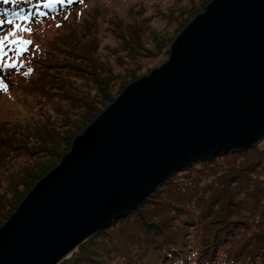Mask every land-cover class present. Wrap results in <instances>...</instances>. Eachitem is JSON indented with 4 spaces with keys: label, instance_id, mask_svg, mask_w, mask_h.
<instances>
[{
    "label": "water",
    "instance_id": "water-1",
    "mask_svg": "<svg viewBox=\"0 0 264 264\" xmlns=\"http://www.w3.org/2000/svg\"><path fill=\"white\" fill-rule=\"evenodd\" d=\"M0 227V264H59L195 161L264 137V0H211Z\"/></svg>",
    "mask_w": 264,
    "mask_h": 264
},
{
    "label": "rangeland",
    "instance_id": "rangeland-1",
    "mask_svg": "<svg viewBox=\"0 0 264 264\" xmlns=\"http://www.w3.org/2000/svg\"><path fill=\"white\" fill-rule=\"evenodd\" d=\"M210 1L83 0L47 17L30 18L26 27L32 31L17 34L31 43L19 56L13 51L14 46L5 49L7 55L3 62H14L15 67L0 76L7 86L0 85V134L3 138L9 136L10 146L0 156V227L34 185L58 166L72 141L126 86L146 77L168 60L166 53L170 45ZM12 27L6 23L0 36L6 35ZM91 33L95 35V44L94 52L89 55L99 61L93 68L85 59L74 58L76 49L67 53L69 47L64 43L83 42ZM46 53L59 59L69 57L68 60L79 63L74 70L65 69L63 65L45 71L42 82L53 83L51 97L31 88L37 83L36 73L42 68V64L34 62ZM71 96L82 101L71 104ZM20 144L29 151L41 149L29 154ZM255 146L264 162V137ZM24 150L22 158L15 156ZM50 150L51 155L47 153ZM195 173L193 171L191 177ZM178 181L185 179L179 177ZM196 245L194 240L193 246ZM260 252L261 257H256L254 263L244 253L243 262L263 264L264 249ZM65 262L62 260L59 264Z\"/></svg>",
    "mask_w": 264,
    "mask_h": 264
},
{
    "label": "trees",
    "instance_id": "trees-1",
    "mask_svg": "<svg viewBox=\"0 0 264 264\" xmlns=\"http://www.w3.org/2000/svg\"><path fill=\"white\" fill-rule=\"evenodd\" d=\"M81 1L9 0L4 3L0 0V19L7 20L9 17L4 15L13 14V9L18 10L19 6L40 19ZM40 12L44 15H39ZM91 35L83 42L64 43L69 47L67 53L76 49L74 58L85 59L93 68L99 61L89 55L94 52L95 44V35ZM80 51L81 54H76ZM68 58L59 59L49 53L38 57L34 63L42 64V68L35 75L37 83L31 88L51 97L53 83L42 82L45 71L63 65L65 69H76L79 61L76 64ZM7 69L1 66L0 76ZM69 100L76 105L82 98L71 96ZM8 140L9 136L3 138L0 134V156L6 147L10 149ZM20 147L26 148L23 144ZM26 149V153L32 154L41 148ZM257 149L253 146L219 153L175 172L137 208L81 243L64 259L65 263L249 264L243 262L244 253L254 263L264 249V162ZM21 153L25 150L15 156L22 158ZM47 153L52 154L51 150ZM193 171L196 173L191 177ZM179 177L185 181H178Z\"/></svg>",
    "mask_w": 264,
    "mask_h": 264
},
{
    "label": "snow or ice",
    "instance_id": "snow-or-ice-1",
    "mask_svg": "<svg viewBox=\"0 0 264 264\" xmlns=\"http://www.w3.org/2000/svg\"><path fill=\"white\" fill-rule=\"evenodd\" d=\"M4 3H8L9 0H3ZM71 2V0H70ZM47 6V5H46ZM23 13V14H21ZM39 15L43 16L44 13L40 12ZM33 13L31 12H21L13 13L12 17L7 20L0 19V25L7 23L8 25H12L11 30L7 32L6 35L0 36V63L3 64L4 67L13 68L15 64L12 62H3V57L7 55L5 49L9 46H14L13 51H15L16 55L19 56L23 51L26 50L27 46L31 43L30 40L24 39L22 36L18 35L19 32H31L32 29L26 27ZM23 22V23H21ZM0 85H3V80L0 79Z\"/></svg>",
    "mask_w": 264,
    "mask_h": 264
},
{
    "label": "bare ground",
    "instance_id": "bare-ground-1",
    "mask_svg": "<svg viewBox=\"0 0 264 264\" xmlns=\"http://www.w3.org/2000/svg\"><path fill=\"white\" fill-rule=\"evenodd\" d=\"M173 174H174V173H173ZM171 176H172V175H171ZM171 176H170V177H171ZM104 229H105V228H104ZM97 233H98V232H97Z\"/></svg>",
    "mask_w": 264,
    "mask_h": 264
}]
</instances>
